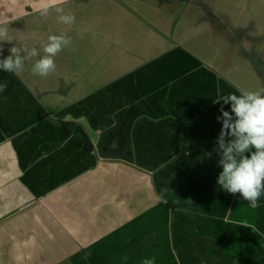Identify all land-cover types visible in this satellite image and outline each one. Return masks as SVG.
I'll return each instance as SVG.
<instances>
[{
	"label": "crops",
	"instance_id": "crops-1",
	"mask_svg": "<svg viewBox=\"0 0 264 264\" xmlns=\"http://www.w3.org/2000/svg\"><path fill=\"white\" fill-rule=\"evenodd\" d=\"M37 6L0 0V59L40 52L0 95V264H264V196L221 189L213 151L217 100L264 89V0H65L72 26Z\"/></svg>",
	"mask_w": 264,
	"mask_h": 264
},
{
	"label": "clouds",
	"instance_id": "clouds-1",
	"mask_svg": "<svg viewBox=\"0 0 264 264\" xmlns=\"http://www.w3.org/2000/svg\"><path fill=\"white\" fill-rule=\"evenodd\" d=\"M64 4L65 0H38L35 10L44 17L54 11L58 23L72 26L75 16L65 11ZM11 42L8 26H0V44ZM70 45L71 38L66 34L49 35L42 45L43 56L32 65V74L47 77L53 73L56 70L54 58ZM3 52L0 47V55ZM8 52L7 57L0 59V70L14 74L24 70L26 61L40 56L35 47L12 46ZM6 90L7 84L0 83V95ZM216 103L230 105V111H225L222 106L217 117L221 129L213 151L219 155L218 166L222 169L217 184L229 194L238 193L249 207L256 209L264 196V89L227 94ZM207 155L211 157V153ZM122 259L126 261L128 257ZM141 264H156L155 257L144 258Z\"/></svg>",
	"mask_w": 264,
	"mask_h": 264
},
{
	"label": "trees",
	"instance_id": "trees-1",
	"mask_svg": "<svg viewBox=\"0 0 264 264\" xmlns=\"http://www.w3.org/2000/svg\"><path fill=\"white\" fill-rule=\"evenodd\" d=\"M60 124L65 128H71V129L74 128L76 131V134L80 136L82 143L86 144L88 146V149H90L91 145L89 143V140L87 139V136L85 135L84 131L80 127L76 126L74 123H71V122L60 121Z\"/></svg>",
	"mask_w": 264,
	"mask_h": 264
},
{
	"label": "rangeland",
	"instance_id": "rangeland-1",
	"mask_svg": "<svg viewBox=\"0 0 264 264\" xmlns=\"http://www.w3.org/2000/svg\"><path fill=\"white\" fill-rule=\"evenodd\" d=\"M0 77L2 78V79H0V83H6L7 87H15L16 86L14 84L8 85L10 82L13 81V73L11 74V73L4 72L3 70H0Z\"/></svg>",
	"mask_w": 264,
	"mask_h": 264
}]
</instances>
